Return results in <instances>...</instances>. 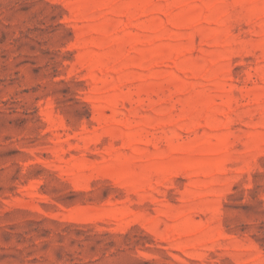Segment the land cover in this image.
Returning <instances> with one entry per match:
<instances>
[{
	"label": "rangeland",
	"instance_id": "rangeland-1",
	"mask_svg": "<svg viewBox=\"0 0 264 264\" xmlns=\"http://www.w3.org/2000/svg\"><path fill=\"white\" fill-rule=\"evenodd\" d=\"M0 264H264V0H0Z\"/></svg>",
	"mask_w": 264,
	"mask_h": 264
}]
</instances>
